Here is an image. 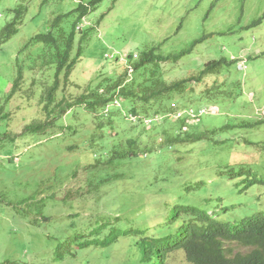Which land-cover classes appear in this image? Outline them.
I'll list each match as a JSON object with an SVG mask.
<instances>
[{
    "label": "rangeland",
    "instance_id": "obj_1",
    "mask_svg": "<svg viewBox=\"0 0 264 264\" xmlns=\"http://www.w3.org/2000/svg\"><path fill=\"white\" fill-rule=\"evenodd\" d=\"M92 1L0 0V29L25 8L0 47V264H138L139 231L152 234L155 212L175 203L228 225L264 213V0H101L77 21L72 12ZM59 16L61 28L86 33L67 99L124 74L126 85L142 73L170 84L209 61L233 63L164 101L178 119L166 112L151 126L134 124L128 101L116 98L96 113L73 107L55 128L29 133L54 77V68L36 69L46 48L33 39ZM150 50L189 52L133 71L128 57ZM17 65L23 81L10 96ZM128 140L136 154L112 158ZM169 264L188 263L177 252Z\"/></svg>",
    "mask_w": 264,
    "mask_h": 264
},
{
    "label": "trees",
    "instance_id": "obj_2",
    "mask_svg": "<svg viewBox=\"0 0 264 264\" xmlns=\"http://www.w3.org/2000/svg\"><path fill=\"white\" fill-rule=\"evenodd\" d=\"M100 2L101 0H94L88 5L79 4L72 13H75L77 21H80L94 11ZM11 13L14 18L0 29V47L19 30L24 20L25 8L19 6L11 10ZM63 18L64 16L56 17L52 21L51 31L39 34L33 39L41 42L46 48V52L38 58L41 61L40 65L37 64V67L35 65L34 67L41 70L54 68V77L50 85L42 87L43 91L41 90L38 103L42 120H34L26 126L24 130L29 133L35 134L55 128L58 120L73 107H83L88 112L96 113L112 102L118 104V100L115 101L116 98L128 101L129 114H131L128 119L132 123H139L144 127L151 126L154 118L162 116L160 115L162 113L168 112L167 114L171 113L170 116L174 115L175 111L171 109L166 111L163 103L166 99H171L173 95L181 94L185 83L200 82L205 76L217 74L223 67L233 63L226 59L209 61L198 76L170 84L157 82V79L152 77L150 79L141 78L140 75L144 76L142 73L132 83L126 85L129 80L127 74H124L104 87L100 83L94 90L88 89L86 93L78 97L67 99L64 96L67 94L65 89L76 63L81 58L82 43L85 42L83 40H85L86 33L78 37L79 26L77 24H72L68 31L61 28ZM74 49L76 52L72 54ZM186 52L189 51L163 57L150 50L136 57L137 61L133 63L134 57L129 56L128 59L132 70L135 71L168 60L177 62ZM34 67L30 69L33 70ZM16 74L10 96L17 92L23 81L22 67L19 65H17ZM61 77L63 86L60 82ZM59 95L61 96L58 97ZM100 126L101 124H98L96 127ZM186 138V140H194L196 136H186ZM127 143L133 145L129 146L126 151L117 152L112 158L123 159L134 156L136 154L135 141L128 140ZM254 182L262 183L257 180ZM168 211L166 215L164 211L155 212V223L159 224L152 234L147 236V230L139 231L141 238L137 242L138 264H169L177 252L183 253L188 264H264V213L260 212L234 225H228L190 205L182 206L175 203ZM109 229L114 230V227L110 226ZM118 238L116 235L107 241L112 244V241ZM232 246L245 251L235 252L236 248Z\"/></svg>",
    "mask_w": 264,
    "mask_h": 264
},
{
    "label": "built area",
    "instance_id": "obj_3",
    "mask_svg": "<svg viewBox=\"0 0 264 264\" xmlns=\"http://www.w3.org/2000/svg\"><path fill=\"white\" fill-rule=\"evenodd\" d=\"M177 115H178V117H176ZM179 116H180V115H179V111H175V112H174V115H173L172 117H174V118H177V119H178V118H179ZM155 118H156V117H155ZM155 118H154V119H155Z\"/></svg>",
    "mask_w": 264,
    "mask_h": 264
}]
</instances>
